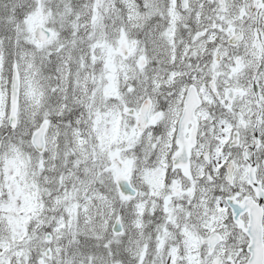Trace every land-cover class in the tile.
<instances>
[{
    "label": "snow or ice",
    "instance_id": "snow-or-ice-1",
    "mask_svg": "<svg viewBox=\"0 0 264 264\" xmlns=\"http://www.w3.org/2000/svg\"><path fill=\"white\" fill-rule=\"evenodd\" d=\"M0 264H264V0H0Z\"/></svg>",
    "mask_w": 264,
    "mask_h": 264
}]
</instances>
